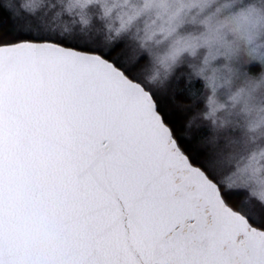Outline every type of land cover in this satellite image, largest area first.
<instances>
[{"label": "snow or ice", "instance_id": "obj_1", "mask_svg": "<svg viewBox=\"0 0 264 264\" xmlns=\"http://www.w3.org/2000/svg\"><path fill=\"white\" fill-rule=\"evenodd\" d=\"M0 264H264V0H0Z\"/></svg>", "mask_w": 264, "mask_h": 264}, {"label": "trees", "instance_id": "obj_2", "mask_svg": "<svg viewBox=\"0 0 264 264\" xmlns=\"http://www.w3.org/2000/svg\"><path fill=\"white\" fill-rule=\"evenodd\" d=\"M188 106H189L188 104H181V105H180V108H181V109H184V108H187Z\"/></svg>", "mask_w": 264, "mask_h": 264}]
</instances>
